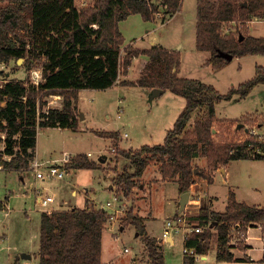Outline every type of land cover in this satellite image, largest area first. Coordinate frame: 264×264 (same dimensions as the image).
Listing matches in <instances>:
<instances>
[{
  "label": "trees",
  "instance_id": "trees-1",
  "mask_svg": "<svg viewBox=\"0 0 264 264\" xmlns=\"http://www.w3.org/2000/svg\"><path fill=\"white\" fill-rule=\"evenodd\" d=\"M182 2L163 0L162 3L173 16L180 11ZM0 3L3 5L0 7V63L23 59L29 62V68L37 63L45 78L39 88L17 80L0 86V134H6L2 154L12 156L11 162L0 159L5 169L20 170L30 163L39 128L78 130L75 103L79 92L112 88L140 56L147 57V61L139 79L123 85L171 91L183 97L186 105L162 144L120 150L129 164L122 171L114 169L112 182L119 198L135 199L133 191L152 162L159 164L162 179L176 181L180 193L184 194L190 191L196 175L211 182V173L231 161H264L263 142L254 138L238 144L216 142L212 133L216 105L235 96L245 99L257 86L264 85L263 67L256 68L251 80L221 94L212 85L178 76L181 66L178 50L160 45L149 49L124 46L120 22L133 14L141 15L146 22L155 21L159 10L156 0H95L82 8L76 5V0H0ZM253 19L264 21V0H197V50L210 52L208 64L217 70L226 63L220 52L234 58L264 55V37L243 36L240 40L239 29L225 30L227 23L240 20L245 24ZM40 94L64 95L63 109H52L48 114L39 112ZM103 137L120 138L117 132ZM114 146L117 147L116 142ZM201 157L207 160L208 171L195 166L196 159ZM70 168L96 169L97 164L80 154L71 161ZM108 220L107 210L92 206L42 212L39 264H102V238ZM191 221V227L209 228L190 233L184 240V249L193 250L194 254H184L183 264H195L196 256L208 255L214 236L218 263L250 262L246 256L236 258L231 230L237 224L240 228L243 226L242 240L247 239L250 227L264 228V205L240 203L231 192L225 212H211L204 204ZM127 225H134L144 238L149 263L165 264L160 243L148 235L143 218L132 209L125 218L124 226ZM242 249H245L243 245Z\"/></svg>",
  "mask_w": 264,
  "mask_h": 264
},
{
  "label": "rangeland",
  "instance_id": "rangeland-1",
  "mask_svg": "<svg viewBox=\"0 0 264 264\" xmlns=\"http://www.w3.org/2000/svg\"><path fill=\"white\" fill-rule=\"evenodd\" d=\"M86 1L87 5L85 6L94 3V0L93 2L92 0ZM78 5L81 4L78 3ZM2 6L0 3V7ZM195 11L196 0H184L182 12H177L178 14L176 13L177 15L174 14L173 16L168 13V16L161 21L155 18V21L149 23L141 15L127 18L119 24L125 40L124 46L133 44L137 48H148L151 46V42H154L180 51L178 47L181 44L183 60L180 76L212 85L221 94H227L232 87L237 88L254 78L257 67L264 68V55H250L242 58L237 57L232 61L226 60L222 68L214 69L212 65L208 64L210 55L199 53L195 47ZM174 21L175 23H173ZM181 23L184 24L183 30L180 29ZM227 29H232L234 32L239 29L243 36L264 37V21L259 19H253L245 24H242L240 20L230 22L225 25V30ZM148 31L150 32L147 33ZM139 64L140 59L134 60L131 77H126V80L119 77L121 82L118 80L117 83L123 85L127 82H134L131 80L137 77ZM37 69H42V67L34 63L29 68L27 60H23V62L11 60L5 65L0 63V82L17 80L28 82L27 85L30 86L32 73ZM53 95L62 97L57 106L59 109H63L65 96L62 94ZM147 96L140 87L126 88L118 86L114 89L109 88L107 91H80L77 102H74L77 108L78 131L74 132L63 128H39L37 147L30 163L33 160H39L41 162L52 161L51 163H54V165L55 163L59 165L57 163H62L65 155H70L73 161L80 153H92L97 161V156L102 152L111 158L120 155L119 152L123 148L130 150L131 148H141L144 145L162 144L167 136L166 134L173 129L180 113L184 110L186 100L171 91L156 97L153 101ZM53 100L55 99L52 95L43 96V94H40L38 102L40 103L41 112L46 113L45 110H49L48 104ZM81 113L84 118H80ZM194 119L195 115L192 121ZM240 124H243L244 127L237 129ZM246 129L249 131L245 132ZM252 130H255L256 133H251ZM116 132L120 136L117 140L111 138L109 141L103 137L107 133ZM212 133L216 142L228 141L238 144L249 138H254L264 143V85L257 86L245 99L240 100L238 96H235L230 101H222L217 104ZM125 134L128 135V138L122 139L121 136ZM111 141L116 142L117 147H110ZM0 148H6V144L1 143ZM89 158L90 161L94 160L90 156ZM0 159L3 162H11V160L5 159L3 154H0ZM120 160L123 161V158H120ZM195 162L196 167L202 170L206 169V160L198 159ZM30 163L28 162V165L23 166L20 170L5 169L4 164L1 163L4 169L0 171V264H39L38 250L40 248V215L42 211L35 206L37 190L42 189V191L44 190V192L56 197V203L50 207L52 211L60 208L68 210L71 206L84 208L86 198L93 200L90 203L91 206L98 209L102 205H106L107 202H112L114 210L107 209L108 216L111 219L114 217L118 226H124L127 212L132 209L134 214L139 217L143 215L150 218L147 220V233L158 238H163L164 226L168 222L174 221L178 214H183L180 212L177 214L173 201L177 193L176 186L166 183L162 186L153 185L150 188L153 181H145L144 185L148 188V191L146 188L144 192H142L143 188L135 189L133 191L135 199H127L124 202L126 208L118 213L116 211L118 205L115 201L117 193L108 190V186H111L112 182L106 172L108 171L110 175V169L116 164L115 159L110 160L107 164L99 163L104 168V176L98 170L76 172L75 169L70 168V164H65L64 168L69 171L65 179L46 182L35 179ZM214 172H212L213 175ZM101 175L102 177H100ZM152 176H154V170H148L146 178ZM214 180L215 182L210 186L209 191L219 197L221 202L226 200L229 190L233 189L239 200L251 204L257 203L259 206L264 205L263 161H232L228 166L227 174L217 172ZM158 182H155V184ZM73 190L77 192V195H73ZM144 194H148L147 197ZM144 199H147V201H144ZM217 208L223 209L222 204L217 205ZM197 212L186 213L187 223L182 225L183 228L189 223L193 224L191 220L199 214ZM115 226L113 222L112 225L110 223L103 233L102 262L109 263L113 261V264L146 263L148 253L145 249L144 238L140 235V237L136 236V227L127 225L128 227L124 226L127 228L121 231L118 226ZM180 228L173 233L175 243L173 245L167 243L164 246L165 264H183L185 233L184 229ZM208 228L209 226L203 227V230ZM255 228L258 229L252 232L251 244L254 248L251 255L254 263L257 264L261 263L260 260L264 253L262 243L257 237L261 236L264 240V228L262 226ZM241 229H244L243 226ZM240 237L242 238V233L234 235L231 241L234 247L232 251L237 257L246 255L248 248V232L247 239L243 238L241 240ZM216 239V236H214L213 247L206 259L203 260L201 256H196L195 264H219L215 259L216 250L215 244H213ZM242 245L245 249H242ZM24 252L31 254L32 259L21 260L16 263L14 261L16 256ZM241 263L253 264L250 262H240L238 264Z\"/></svg>",
  "mask_w": 264,
  "mask_h": 264
},
{
  "label": "crops",
  "instance_id": "crops-1",
  "mask_svg": "<svg viewBox=\"0 0 264 264\" xmlns=\"http://www.w3.org/2000/svg\"><path fill=\"white\" fill-rule=\"evenodd\" d=\"M95 1V0H94ZM86 2V3H85ZM92 2H93V0H92ZM78 3L79 4H81V5H78ZM183 3H184V0H183V2H182V7H181V9H180V11L178 12V13H180V12H182V8H183ZM76 5L79 7V8H82V7H85V5H87V1L86 0H76ZM177 13V14H178ZM176 14V15H177ZM136 16V15H139V14H133V15H131V16H129L128 18H131L132 16ZM175 15V16H176ZM195 17H196V20H195V24H194V28H195V36H196V43H197V22H198V20H197V0H196V11H195ZM171 19H173V18H171ZM177 22V21H176ZM121 23V22H120ZM150 23V22H149ZM173 23H175V21L173 22ZM172 23V24H173ZM148 24V23H147ZM175 25V24H174ZM180 29H184V24L183 23H181V25H180ZM150 31H148L147 33H149ZM250 36H252V35H250ZM252 37H256V36H252ZM130 46H132V47H134V48H137V47H135L133 44H129ZM128 45V46H129ZM154 45H160V46H163L164 48H166V49H169V50H176V48H173V47H168V46H166V45H161V43L160 44H155L154 42H151V46L150 47H148V48H138V49H149V48H151L152 46H154ZM196 47V46H195ZM179 50L181 51V65H182V60H183V51H182V45L181 44H179ZM196 50H197V48H196ZM198 51V50H197ZM199 53H207L208 55H210L209 56V58H208V60L211 58V53L210 52H206V51H198ZM237 58V57H236ZM137 59H140V66H139V70H138V73H136V76L137 77H135L134 79H132L131 80V78H130V80L131 81H136V80H138L139 79V77H140V71H141V68H142V66H143V64L147 61V57H145V56H140V57H138V58H136V59H134V60H137ZM134 60H133V62H134ZM133 64V63H132ZM132 66L130 67V70H129V73H130V75H129V73H128V75H125V76H120L122 79H124V80H126V77H131V74H132ZM180 72H181V66H180V70H179V72H178V76L179 77H181L180 76ZM181 78H184V77H181ZM186 79V78H185ZM196 80V79H195ZM119 82H121V80H119ZM118 86H121V87H126V88H128V87H131V86H123V85H121V84H116L115 86H113L111 89H114V88H116V87H118ZM136 88V87H135ZM142 89V91H143V93L145 94V95H147V93L148 92H151L152 90H146V89H143V88H141ZM107 90H109V89H107ZM107 90H104V91H107ZM82 91V90H81ZM92 91V90H91ZM93 91H95V90H93ZM167 91H165L164 92V94L166 93ZM148 97V96H147ZM80 118H84V116H83V114L81 113L80 114ZM243 125V124H242ZM239 126V125H238ZM237 126V129H240L239 127ZM243 127H244V125H243ZM79 128V127H78ZM247 130V129H246ZM246 130H245V132H246ZM78 130H76V131H74V132H77ZM168 134V133H167ZM166 134V135H167ZM122 137V139H124V138H128V137H126L125 135L123 136H121ZM166 138V137H165ZM110 139L111 138H107V140H109L110 141ZM165 140V139H164ZM122 142V141H121ZM121 142H120V144H121ZM110 147L111 146H114V142L113 141H111L110 142ZM110 147H108L109 149H110ZM120 147H121V145H120ZM121 148H123V147H121ZM132 150H138V149H140V148H138V149H133V148H131ZM130 149V150H131ZM123 150H125L124 148H123ZM80 154H84V155H87L88 156V159L90 160V158H89V156L90 157H92V159H94V157H93V154L92 153H80ZM80 154H78V155H80ZM97 158H98V160L96 161L95 159L94 160H91L92 162H95L96 164H97V168L96 169H75L76 170V172H79V171H81V170H98V171H100L102 174H103V170H104V168H103V166H101V165H99V163L100 164H107L108 162H110V160H112V159H115L116 160V164H115V166L113 167V168H111L110 169V175H109V172L108 171H106L107 172V175H108V177L109 178H111V182H112V179H113V176H114V169H117L118 171H122L123 170V168L125 167V166H128V164H129V160L128 159H126L125 157H123L122 155H116L115 157L113 156V157H109L108 155H106L104 152H102L100 155H98L97 156ZM120 158H123V161L122 160H120L119 161V159ZM101 159H103L104 160V162L103 161H100ZM198 159H201V160H206L205 158H203V157H201V158H198ZM198 159H196V160H198ZM236 161V160H235ZM256 161H262V160H256ZM52 162V161H51ZM98 162V163H97ZM206 162H207V160H206ZM232 162V161H231ZM230 162V163H231ZM264 162V161H263ZM229 163V164H230ZM195 164V163H194ZM229 164H228V166H229ZM196 165V164H195ZM228 166L226 167V168H219L220 170L219 171H215L214 172V175L211 173V176H212V181L211 182H209L207 179H205V178H203V177H201V176H198V175H196L195 176V183L192 185V187H191V189H190V200L188 201V203L186 204V206H185V208H184V210H183V214L182 215H185L186 216V213L187 212H191V211H198L199 212V210L201 209V207L205 204L206 206H207V208H209V210L211 211V212H225L226 211V208H227V204H228V199H229V196H230V193L231 192H233L234 194H235V197H236V200L238 201V202H240V203H245V204H247V205H249V206H253V205H257V203H255V204H251V203H247V202H245V201H241V200H239L238 198H237V196H236V193H235V191L233 190V189H230L229 190V193L227 194V197H226V200L225 201H223V202H221L220 200H219V197H217L216 195H213V194H211L210 193V191H209V189H210V186H212L213 185V183L215 182V180H214V178H215V174L218 172V173H222V174H224V175H226L227 174V172H228ZM207 168V167H206ZM154 170V176H152V177H149V178H146V173H147V171L148 170ZM197 173V172H196ZM111 175H112V177H111ZM103 176H104V174H103ZM100 177H102V175L100 176ZM99 177V178H100ZM145 181L146 182H148V181H153V183L151 184V186H150V188L153 186V185H160V186H162V185H164V184H166V183H170V184H173V185H175L176 186V188H177V193L175 194V198L173 199V201H174V204H175V206H176V209H177V214H178V212H180V200H181V198H182V195L183 194H181L180 193V191H179V185H178V183L176 182V181H164L163 179H162V177H161V173H160V170H159V164L157 163V162H152L148 167H147V169L145 170V172H144V174L142 175V177H140L139 178V185H138V187L137 188H135L136 190L139 188V189H142L143 188V190H142V192H144V189L146 188L145 187ZM159 181V182H158ZM155 182H158L157 184H155ZM134 189V190H135ZM108 190H110V191H114V192H116V189H115V187H114V185H113V182H112V185L111 186H108ZM146 190L148 191V188H146ZM197 190H199V191H197ZM140 191V190H139ZM87 192H88V190H87ZM73 195H77V192L76 191H74L73 190ZM117 193V192H116ZM148 194H149V192H148ZM147 194V195H148ZM135 195H137V194H135ZM145 195V194H144ZM147 195H145L146 197H147ZM55 200H56V197H55ZM91 201H93V200H89V199H87L86 198V206L84 207V208H86V207H88V206H91V204L90 203H92ZM144 201H147V199H144ZM220 201V202H219ZM56 203V202H55ZM222 204V206H223V209H218L217 208V205H221ZM35 206H36V201H35ZM103 206H106V205H102L101 207H100V209H103ZM6 207H7V205H6ZM8 208V207H7ZM74 208H77V207H73V206H71V207H69V209L68 210H71V209H74ZM83 209V208H82ZM58 210H64V209H58ZM108 212V211H107ZM197 212V213H198ZM176 214V215H177ZM178 216V215H177ZM142 218H143V220H144V223H145V225H146V228H147V220L148 219H150L149 217H146V216H141ZM111 218H109V220H108V222H107V224H106V226H105V229H104V231L106 230V228L109 226V224L111 223V225H112V222L114 223V225H116V226H118L117 224H116V221L114 220V217L110 220ZM115 226V227H116ZM119 227V229L121 230V231H123V230H125V228H127V227H124V226H118ZM165 227H166V225L164 226V230H163V233H164V231H165ZM256 229H258V228H255V227H250L249 229H248V242H247V252H246V255H243V256H241V257H237L236 256V254H235V256H236V258H243L244 256H246V257H248L249 258V260H250V263H253V264H256V263H254V261H253V256L251 255V252H252V250H253V245L251 244V239H252V232L253 231H256ZM104 233V232H103ZM261 234V233H260ZM140 234L137 232L136 233V236L137 237H140L139 236ZM149 235V234H148ZM150 236V235H149ZM151 238H155V239H157L158 240V242L160 243V245H161V248H162V251H163V254H164V246H165V244H170V245H173L174 243H175V238H174V236H173V234H172V236H170L167 240H165V239H163V238H158V237H152V236H150ZM253 238H255V237H253ZM256 239V238H255ZM257 239L262 243V251H264V240H262V238H261V236H259V237H257ZM167 241V242H166ZM213 244H215V250H216V248H217V243H216V240H214V243ZM183 245H184V239H183ZM212 247H213V245H212ZM146 249V248H145ZM24 253H26V252H24ZM38 253H39V250H38ZM23 254V253H22ZM22 254H20V255H18V256H16V258H15V260L14 261H16V263L17 262H19V261H21V260H31L32 259V257H31V259H22V258H20V256L22 255ZM26 254H29V253H26ZM102 254H103V238H102ZM264 254V253H263ZM31 255V254H30ZM165 257V256H164ZM202 257V259L203 260H205L206 259V257H207V255L206 256H201ZM263 258V257H262ZM262 258H261V260H260V262L261 263H264V262H262ZM38 259H39V255H38ZM215 259H216V251H215ZM111 262V263H110ZM109 263H103L102 262V264H113V261H110ZM183 263H184V257H183ZM218 263V262H217ZM223 263H225V262H223ZM234 263H240V262H234ZM234 263H227V264H234ZM144 264H150L149 263V259L147 260V262L146 263H144ZM219 264H221V263H219ZM242 264V263H241Z\"/></svg>",
  "mask_w": 264,
  "mask_h": 264
},
{
  "label": "built area",
  "instance_id": "built-area-1",
  "mask_svg": "<svg viewBox=\"0 0 264 264\" xmlns=\"http://www.w3.org/2000/svg\"><path fill=\"white\" fill-rule=\"evenodd\" d=\"M156 2L159 4V10L155 16V18L159 21L164 20V18L166 16H168L167 14V9L168 6L166 4H163V0H156ZM4 65L6 63H3ZM7 80H4L3 82H0V86L2 87L5 83H7ZM45 82V78L43 75V69H37L34 70L32 73V77H31V84L32 86H35L37 88L40 87L41 84H43ZM52 97L55 99L53 101H51L48 106H49V110L51 109H59L58 105V101L61 100V96L59 95H52ZM25 99V98H24ZM52 106V108H51ZM54 107V108H53ZM38 110L39 112L41 111L40 108V103L38 102ZM49 110H45V114H48ZM251 133H256L255 130H252ZM125 136L127 137L128 135L125 134ZM0 137L2 139V143L5 144V139H6V134L5 133H1ZM1 149V148H0ZM5 148H2L0 150V154H2V152L4 153ZM5 159L7 160H12V156H8V155H4ZM72 161V157L70 155H65V157L63 158V162L62 163H57L59 165H54V163L51 162H41L39 160H33L30 163V168L31 171L35 177V179L38 181H42V182H46V181H53V180H63L65 179V177L69 174V171L64 168L65 164H70ZM44 165H49V166H44ZM4 169L3 165L0 163V171H2ZM127 199H122L119 198L118 195L115 197V201L117 203V212L120 213L122 212L125 208H126V203H124ZM56 202L55 200V196L49 194L48 192H44V190H37L36 192V208L40 209L42 212H49L51 213L52 210H50V207ZM116 208V207H115ZM107 209H112L113 208V203L112 202H107L106 206H103V210H107ZM187 223V218L184 215H179L178 217H176L174 219V221H170L166 224L165 227V231L163 233V239L167 240L170 236H172V234L175 231H178L179 228L180 229H184V240L188 237V235L190 233H199L202 232L203 229L202 227H191L190 225L185 226L184 228L182 227V225H186ZM240 233V225L237 224L233 227L232 231H231V236L233 235H237ZM232 236V239H233ZM232 245V242H231ZM127 251V250H126ZM184 254H188V255H193L194 251L193 250H186L184 249ZM257 264H261V263H257Z\"/></svg>",
  "mask_w": 264,
  "mask_h": 264
},
{
  "label": "water",
  "instance_id": "water-1",
  "mask_svg": "<svg viewBox=\"0 0 264 264\" xmlns=\"http://www.w3.org/2000/svg\"><path fill=\"white\" fill-rule=\"evenodd\" d=\"M244 5H246V4H244ZM243 39H244V37H243V35H241L240 36V40H243ZM219 55H220L221 58H224L227 61H232L234 59V57L232 55H230L228 53H225V52H220ZM19 62H23V59H20ZM164 92L165 91L162 90V89L155 88L151 92H148L147 95L149 96L150 100L153 101L156 97H160L161 95H163ZM238 127L239 128H243V125L240 124ZM248 131L249 130L247 129L246 132H248ZM100 161L104 162L103 159H101ZM189 200H190V192L184 193L182 195L181 200H180V213L183 212V210H184V208H185V206H186V204L188 203ZM31 257L32 256L30 254H26V253H23L20 256V258H22V259H31Z\"/></svg>",
  "mask_w": 264,
  "mask_h": 264
}]
</instances>
